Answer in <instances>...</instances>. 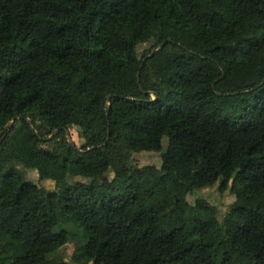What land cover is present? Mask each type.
<instances>
[{
	"label": "trees",
	"instance_id": "obj_1",
	"mask_svg": "<svg viewBox=\"0 0 264 264\" xmlns=\"http://www.w3.org/2000/svg\"><path fill=\"white\" fill-rule=\"evenodd\" d=\"M69 243L264 264V0H0V264H70Z\"/></svg>",
	"mask_w": 264,
	"mask_h": 264
},
{
	"label": "rangeland",
	"instance_id": "obj_2",
	"mask_svg": "<svg viewBox=\"0 0 264 264\" xmlns=\"http://www.w3.org/2000/svg\"><path fill=\"white\" fill-rule=\"evenodd\" d=\"M71 133L73 135V138L76 141H79L78 133L76 130L72 129ZM164 157V154L159 153H135L133 156L134 162L139 165H145V164H155L157 166H160L162 163V159ZM18 167L25 171L28 178L35 182H39L42 185H45L47 187H53L54 183L52 181H40L38 172L35 170H29L28 167L24 163H19ZM77 180L80 179L82 181H85V179L81 176H77ZM201 194L205 196L211 204L217 206L219 208L220 217H223L227 211H229L231 203L234 201V195L230 192V190H225L223 192L219 191L216 187L206 188L203 191H201ZM190 202L194 203L196 200L195 195H190L188 197ZM66 226V225H64ZM71 228H79L77 225L69 226ZM59 253L63 256V258L67 259L70 264H94L93 261L89 260L82 252L76 250L75 245L73 244H67L63 246Z\"/></svg>",
	"mask_w": 264,
	"mask_h": 264
}]
</instances>
